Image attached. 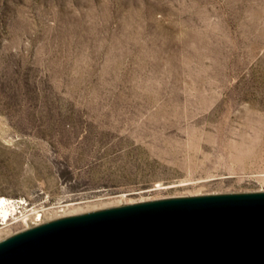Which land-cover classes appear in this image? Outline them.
Segmentation results:
<instances>
[{"label": "rangeland", "instance_id": "rangeland-1", "mask_svg": "<svg viewBox=\"0 0 264 264\" xmlns=\"http://www.w3.org/2000/svg\"><path fill=\"white\" fill-rule=\"evenodd\" d=\"M261 191L264 0H0V241Z\"/></svg>", "mask_w": 264, "mask_h": 264}, {"label": "water", "instance_id": "water-1", "mask_svg": "<svg viewBox=\"0 0 264 264\" xmlns=\"http://www.w3.org/2000/svg\"><path fill=\"white\" fill-rule=\"evenodd\" d=\"M0 264H264V191L58 218L0 241Z\"/></svg>", "mask_w": 264, "mask_h": 264}, {"label": "bare ground", "instance_id": "bare-ground-1", "mask_svg": "<svg viewBox=\"0 0 264 264\" xmlns=\"http://www.w3.org/2000/svg\"><path fill=\"white\" fill-rule=\"evenodd\" d=\"M115 198V197H114ZM113 199V198H112ZM6 200H7V198L6 197H4V196H1L0 197V211L2 212V217H3V219H5L6 217H7V214H8V209H7V207H6V205H5V203H6ZM119 200V199H118ZM122 200V199H121ZM102 201V200H101ZM113 202H116L115 200H112V201H106V202H95V203H93V204H91L92 206H90L89 204H84V205H77V206H73V207H71V208H69V210H67V211H69V213L71 214V215H77V214H82L83 213V211H85V210H87V209H91V207H96V205L97 204H100V205H105V206H109V205H111V203H113ZM93 209V208H92ZM64 210V209H63ZM65 211V210H64ZM66 211V212H67ZM48 215V214H47ZM49 216V215H48ZM45 219V218H44ZM54 220V219H53ZM26 223V222H25ZM36 223V222H35ZM37 226V225H36ZM3 232H5L6 233V230L5 231H3Z\"/></svg>", "mask_w": 264, "mask_h": 264}]
</instances>
